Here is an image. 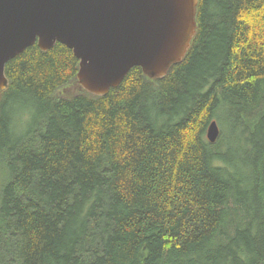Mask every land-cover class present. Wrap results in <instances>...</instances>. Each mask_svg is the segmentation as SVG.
I'll return each mask as SVG.
<instances>
[{
	"label": "trees",
	"instance_id": "16d2710c",
	"mask_svg": "<svg viewBox=\"0 0 264 264\" xmlns=\"http://www.w3.org/2000/svg\"><path fill=\"white\" fill-rule=\"evenodd\" d=\"M197 23L165 79L104 97L62 44L7 64L0 264H264V0H199Z\"/></svg>",
	"mask_w": 264,
	"mask_h": 264
},
{
	"label": "water",
	"instance_id": "95a60500",
	"mask_svg": "<svg viewBox=\"0 0 264 264\" xmlns=\"http://www.w3.org/2000/svg\"><path fill=\"white\" fill-rule=\"evenodd\" d=\"M199 0H0V93L9 88L7 64L37 45L57 44L79 60L78 84L104 97L139 67L165 79L197 36ZM217 121L207 129L215 144Z\"/></svg>",
	"mask_w": 264,
	"mask_h": 264
},
{
	"label": "rangeland",
	"instance_id": "374dc122",
	"mask_svg": "<svg viewBox=\"0 0 264 264\" xmlns=\"http://www.w3.org/2000/svg\"><path fill=\"white\" fill-rule=\"evenodd\" d=\"M24 107H14L13 111H18L20 113V115H22V111L20 112V110H22ZM219 118H217V123L221 129V131L230 136L235 130H234V123L232 120V117L230 116V113L228 112L227 109H222L219 112L218 115ZM17 129L19 130V132L21 133L22 128H24L23 126H21V123L17 124ZM244 132V130L242 131ZM243 147H247L246 144H243ZM233 155L235 156V152H233ZM6 171L4 170V168H0V189L2 187V184L5 183L4 181L6 180Z\"/></svg>",
	"mask_w": 264,
	"mask_h": 264
}]
</instances>
